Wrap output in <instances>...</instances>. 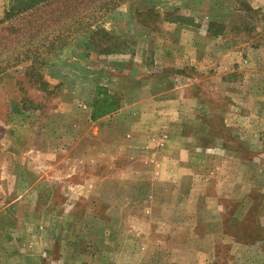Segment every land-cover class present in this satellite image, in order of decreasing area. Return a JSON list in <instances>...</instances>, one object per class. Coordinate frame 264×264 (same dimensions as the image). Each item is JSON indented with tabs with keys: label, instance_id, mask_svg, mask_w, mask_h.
<instances>
[{
	"label": "rangeland",
	"instance_id": "rangeland-1",
	"mask_svg": "<svg viewBox=\"0 0 264 264\" xmlns=\"http://www.w3.org/2000/svg\"><path fill=\"white\" fill-rule=\"evenodd\" d=\"M9 1L0 136L38 151L25 181L39 193L42 165L49 195L27 216L54 222L25 230L24 263L264 264L263 0H47L5 18Z\"/></svg>",
	"mask_w": 264,
	"mask_h": 264
},
{
	"label": "crops",
	"instance_id": "crops-1",
	"mask_svg": "<svg viewBox=\"0 0 264 264\" xmlns=\"http://www.w3.org/2000/svg\"><path fill=\"white\" fill-rule=\"evenodd\" d=\"M261 4L263 5L261 8L264 12V0ZM173 21L174 23L175 21L176 23H179L180 26L190 27L187 25L188 23L183 21V19H180L179 16L174 18ZM262 106L263 105L259 106L260 113ZM14 111L15 113L19 111V114H23L22 110L16 109ZM260 113H258V116H260ZM100 118L102 117H96L95 120H100ZM108 120L109 118L106 120L101 119L99 122L103 123ZM12 132L14 133L15 131L7 130L5 133L6 136H0V153L2 155L0 163V240H6L5 243L0 241V264H7L6 262H10L11 260L19 261V264H25L26 254L24 253V241L28 240V238H26L25 230L32 228L34 234L32 240H42L41 237H43L44 228H51V225L52 223L54 224V222L51 218L52 211L43 215V213H37L35 210L31 212L33 219L29 222L30 220L27 216L29 214L26 211L27 206L25 199L33 194L36 199L49 195L46 190H41L43 185H40L41 182L46 180L47 172L43 170L44 168L42 165L37 167V172L35 171L40 191L39 193H37L34 188H28L29 183L25 181L28 175L26 173L27 166L30 165V163L34 164L33 156H35L38 151L36 149L32 150L33 147H27L28 149L25 147L23 148L18 138V134L14 137ZM5 137H8V139H5ZM130 144H132V141ZM130 144L127 145V142L125 143V141H121L116 142V144H113L112 146L116 150H125L128 154L129 151L127 150V147H129ZM131 146H133V144ZM158 146H160V144H158ZM10 164L17 166L18 171H11ZM38 175H40L41 179ZM68 177H70V175H68ZM54 179L56 180L57 178ZM37 183H35V185ZM77 187L78 186L75 188ZM113 223H118V221H113ZM2 243L8 246L3 247L4 245ZM39 256H47V252H44L43 250Z\"/></svg>",
	"mask_w": 264,
	"mask_h": 264
},
{
	"label": "trees",
	"instance_id": "trees-1",
	"mask_svg": "<svg viewBox=\"0 0 264 264\" xmlns=\"http://www.w3.org/2000/svg\"><path fill=\"white\" fill-rule=\"evenodd\" d=\"M46 1L47 0H10L8 9L5 12V18L32 10ZM40 87L41 85H39V88ZM93 116L96 118L95 114H93Z\"/></svg>",
	"mask_w": 264,
	"mask_h": 264
}]
</instances>
